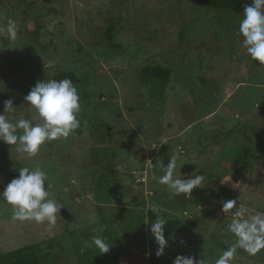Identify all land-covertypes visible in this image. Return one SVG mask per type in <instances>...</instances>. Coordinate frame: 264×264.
<instances>
[{
	"label": "rangeland",
	"instance_id": "374dc122",
	"mask_svg": "<svg viewBox=\"0 0 264 264\" xmlns=\"http://www.w3.org/2000/svg\"><path fill=\"white\" fill-rule=\"evenodd\" d=\"M242 15L192 0H0V27L8 18L18 24L15 42L0 36V112L12 99L4 115L32 119L24 96L65 71L86 93L81 127L68 140L46 143L32 158L0 141V168L40 166L64 204L55 225L21 223L0 198L1 261L31 247L39 264H146L158 247L154 206L177 228L187 222L194 240L180 247L174 232L164 233V256L214 264L234 240L225 231L232 212L264 210L256 145L264 144V66L245 54ZM155 66L168 68L169 79L143 83L144 68ZM174 155L175 175L206 176L190 196L173 197L158 182ZM228 200L238 204L223 212ZM94 235L110 244L107 253ZM233 264H264V250L239 251Z\"/></svg>",
	"mask_w": 264,
	"mask_h": 264
},
{
	"label": "clouds",
	"instance_id": "9594fccd",
	"mask_svg": "<svg viewBox=\"0 0 264 264\" xmlns=\"http://www.w3.org/2000/svg\"><path fill=\"white\" fill-rule=\"evenodd\" d=\"M239 34L242 37V47L245 54L253 61L264 66V0H252L243 6L242 19L239 22ZM0 36L15 42L18 38V24L8 18L6 24L0 27ZM27 106L34 108L36 116L32 119L21 117L13 123L4 115L12 111V99L4 101V110L0 112V141L16 146L20 153L28 158L36 157L46 143L68 140L81 127V97L74 82L63 79L38 80L24 96ZM161 144H167L163 141ZM155 147V146H153ZM149 169L153 164H148ZM177 156L168 159L166 166L161 164L163 175L158 182L165 185L173 197L190 196L192 190L202 187L205 175H193L181 178L175 175ZM48 173L40 166H23L18 168V176L12 178L0 191V198L11 206V219L18 222L34 221L37 224L47 222L55 225L57 215L63 203L58 202L48 190ZM238 204L237 200L223 203V212H229ZM155 220L151 222L150 232L158 245L155 255L160 257L168 246L165 238V225L168 220L160 214L157 207L149 209ZM247 209L232 212V220L225 231L234 240L223 249L214 264H233L239 251L250 257H255L264 250V210L245 215ZM183 243V241H181ZM92 244L100 253H107L110 244L100 235L92 237ZM172 264H206L205 258L197 259L193 255H177Z\"/></svg>",
	"mask_w": 264,
	"mask_h": 264
},
{
	"label": "trees",
	"instance_id": "16d2710c",
	"mask_svg": "<svg viewBox=\"0 0 264 264\" xmlns=\"http://www.w3.org/2000/svg\"><path fill=\"white\" fill-rule=\"evenodd\" d=\"M251 2L252 0H192V3L195 5H202L213 9L228 10L240 14H243V6ZM110 24L112 25V23ZM111 31L112 27H109L106 31L109 41H111L113 38ZM252 64L255 67L261 66L258 62L253 60ZM65 77L70 78L75 85H78L80 83V79L71 71L61 72L53 76L52 79H63ZM169 77L170 70L168 68H163L160 66L146 67L141 74V81L143 83H148L149 81L156 79L168 80ZM85 94L86 93L84 92V95L81 94L80 97L84 98ZM256 145L259 148L262 157L264 158V144L259 139H257ZM167 163L168 159H165L164 165L166 166ZM0 172L3 173V176L0 178L2 181V184H0V191H2L5 185L12 178L18 176V171H11L9 168H0ZM177 224V221L168 222V224L165 225L164 233L166 235H170L174 232L176 235L177 244L180 247L192 246L194 240L189 236L188 223L186 222L183 228H177ZM181 241H183V243ZM36 255L37 250H35L34 248L24 247L14 251L11 254L9 260H7L6 262L0 260V264H39ZM173 260L174 258H169L164 255L157 257L155 254H153L148 257L146 264H172Z\"/></svg>",
	"mask_w": 264,
	"mask_h": 264
}]
</instances>
